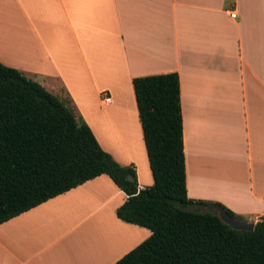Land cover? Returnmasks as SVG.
<instances>
[{
  "label": "crops",
  "instance_id": "1",
  "mask_svg": "<svg viewBox=\"0 0 264 264\" xmlns=\"http://www.w3.org/2000/svg\"><path fill=\"white\" fill-rule=\"evenodd\" d=\"M0 64L71 109L137 189L152 178L131 80L176 73L187 198L264 216V0H0ZM124 199L100 175L20 213L0 224V264H114L150 234L116 218Z\"/></svg>",
  "mask_w": 264,
  "mask_h": 264
},
{
  "label": "trees",
  "instance_id": "2",
  "mask_svg": "<svg viewBox=\"0 0 264 264\" xmlns=\"http://www.w3.org/2000/svg\"><path fill=\"white\" fill-rule=\"evenodd\" d=\"M131 84L152 178L142 189L71 109L0 64V224L105 175L125 195L116 218L150 233L114 264H264V216L251 232L234 231L201 209L217 206L239 217L186 196L177 74Z\"/></svg>",
  "mask_w": 264,
  "mask_h": 264
},
{
  "label": "water",
  "instance_id": "3",
  "mask_svg": "<svg viewBox=\"0 0 264 264\" xmlns=\"http://www.w3.org/2000/svg\"><path fill=\"white\" fill-rule=\"evenodd\" d=\"M127 180L131 181L130 176H127ZM204 210V211H202ZM201 212H211L219 219V221L226 226H228L231 230L238 232H251L253 230V225L251 222H247L244 220H238L230 218L226 215V213L217 206H207L201 209Z\"/></svg>",
  "mask_w": 264,
  "mask_h": 264
},
{
  "label": "built area",
  "instance_id": "4",
  "mask_svg": "<svg viewBox=\"0 0 264 264\" xmlns=\"http://www.w3.org/2000/svg\"><path fill=\"white\" fill-rule=\"evenodd\" d=\"M228 18L230 19V20H232V21H235L236 19H237V16H236V13L235 12H233V11H231V12H229V14H228ZM101 96H102V98H103V103H108L110 100H109V98L103 93V94H101Z\"/></svg>",
  "mask_w": 264,
  "mask_h": 264
},
{
  "label": "rangeland",
  "instance_id": "5",
  "mask_svg": "<svg viewBox=\"0 0 264 264\" xmlns=\"http://www.w3.org/2000/svg\"><path fill=\"white\" fill-rule=\"evenodd\" d=\"M202 211H204V210H202ZM211 213V212H210Z\"/></svg>",
  "mask_w": 264,
  "mask_h": 264
}]
</instances>
